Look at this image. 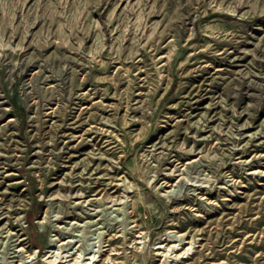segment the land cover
<instances>
[{
  "label": "rangeland",
  "instance_id": "1",
  "mask_svg": "<svg viewBox=\"0 0 264 264\" xmlns=\"http://www.w3.org/2000/svg\"><path fill=\"white\" fill-rule=\"evenodd\" d=\"M0 161V264H264V0H0Z\"/></svg>",
  "mask_w": 264,
  "mask_h": 264
},
{
  "label": "bare ground",
  "instance_id": "2",
  "mask_svg": "<svg viewBox=\"0 0 264 264\" xmlns=\"http://www.w3.org/2000/svg\"><path fill=\"white\" fill-rule=\"evenodd\" d=\"M216 12V11H215ZM225 15H228V14H225ZM193 39V38H192ZM229 51V50H228ZM240 52V51H239ZM197 53V52H196ZM231 53V52H230ZM229 55V54H228ZM232 55V54H231ZM235 55V54H234ZM232 57V56H231ZM237 58V57H236ZM237 60V59H236ZM233 61V60H232ZM238 62V61H237ZM170 63V62H169ZM211 64V63H210ZM167 66V65H166ZM169 66V65H168ZM123 74V73H122ZM124 75V74H123ZM126 75V74H125ZM123 79V78H122ZM142 79V78H141ZM146 79V78H145ZM142 81V80H141ZM89 93H91V92H88V94ZM84 94H85V92H84ZM87 94V93H86ZM80 95H82V94H80ZM87 96V95H86ZM85 97V96H84ZM94 98H95V96H94ZM85 99V98H84ZM93 99V98H92ZM85 101V100H84ZM79 104V103H78ZM92 104V103H91ZM212 104V103H211ZM89 109V108H88ZM91 109V108H90ZM77 111V110H76ZM53 112V111H52ZM51 112V113H52ZM56 112V111H55ZM79 112H81V110L79 111ZM86 112V111H85ZM70 113V112H69ZM47 114V113H46ZM56 115V114H55ZM54 115V116H55ZM70 115V114H69ZM73 115V114H72ZM79 115V114H78ZM81 115V114H80ZM74 116V115H73ZM105 118V117H104ZM112 120V119H111ZM107 122V124H109V125H112V123L111 122H113V121H106ZM73 124V123H72ZM115 125V124H114ZM117 126V125H116ZM71 128V127H70ZM95 130V129H94ZM98 130V129H97ZM96 133V132H95ZM104 133V132H103ZM106 133V132H105ZM98 134V133H97ZM96 134V135H97ZM82 136V135H81ZM100 136V135H99ZM84 138H85V136H84ZM87 138V137H86ZM84 142V141H83ZM89 141H87V143H88ZM91 144V143H90ZM94 148V147H93ZM239 148V147H238ZM241 150V149H240ZM87 153V152H86ZM93 154V153H92ZM91 155V154H90ZM261 155V154H260ZM96 156V155H95ZM258 156V155H257ZM256 156V157H257ZM260 157V156H259ZM255 158V157H254ZM257 159V158H256ZM260 160V159H259ZM246 161V160H245ZM1 162V161H0ZM251 162V161H250ZM244 163V162H243ZM241 164V163H240ZM250 164V163H249ZM249 166V165H248ZM254 171V170H253ZM258 171V170H257ZM254 172H256V170L254 171ZM251 173V172H250ZM237 179V178H236ZM163 183V182H162ZM161 183V184H162ZM168 183V182H167ZM166 184V183H165ZM172 186V185H171ZM172 190H174V189H172ZM172 190H170V191H172ZM86 195V194H85ZM92 199H94V198H92ZM86 200V199H85ZM97 200V199H96ZM113 200H114V198H113ZM116 200V199H115ZM91 201V200H90ZM71 223V222H70ZM74 223H77L76 221L75 222H72V224H74ZM113 235H115V234H113ZM118 237V236H117ZM27 237H24V238H21V240H20V244L21 245H23L25 242V239H26ZM130 239V238H129ZM165 240H167V238H165ZM190 242H192V240L191 241H188L186 244H188V243H190ZM194 242V241H193ZM170 243V241H167V243L164 245L163 244V242L158 246V249H161L162 247H163V245L164 246H167L168 244ZM63 244V243H62ZM185 244V245H186ZM192 244V243H191ZM111 245V248H109L108 250H116V249H118L119 250V248H117V247H115V246H113V243H111L110 244ZM177 245L178 244H174L173 246H170L169 247V250H172V251H174V249L177 247ZM185 245H183L182 247H177V248H179L178 250L182 253H186V252H188L187 250H188V248H186L185 247ZM172 247V248H171ZM22 249H24V247L22 246L21 247ZM191 248V247H190ZM187 249V250H186ZM164 251V250H163ZM105 252H107V251H105ZM113 253V252H112ZM160 253H162V252H160ZM75 254V253H74ZM106 254V253H105ZM111 253H109V255H110ZM114 254V253H113ZM116 254V253H115ZM31 256H32V254H30ZM102 256H103V254H102ZM59 257V256H58ZM57 257V258H58ZM78 257V256H77ZM106 258H108V257H106ZM113 258V257H112ZM77 259V261H76V263H79L80 262V260H78V258H76ZM101 260V259H100ZM107 260H109V258L107 259ZM174 260H172V261H166L165 263H170V264H172V262H173ZM182 263V262H181ZM88 264V263H87ZM176 264V263H175Z\"/></svg>",
  "mask_w": 264,
  "mask_h": 264
}]
</instances>
